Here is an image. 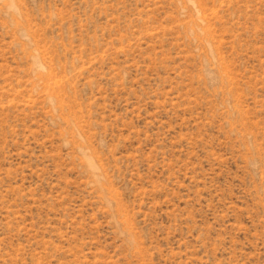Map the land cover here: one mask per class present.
<instances>
[{"label":"rangeland","instance_id":"374dc122","mask_svg":"<svg viewBox=\"0 0 264 264\" xmlns=\"http://www.w3.org/2000/svg\"><path fill=\"white\" fill-rule=\"evenodd\" d=\"M0 264H264V0H0Z\"/></svg>","mask_w":264,"mask_h":264}]
</instances>
